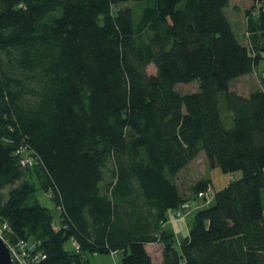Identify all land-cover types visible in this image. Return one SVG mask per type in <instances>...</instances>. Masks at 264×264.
<instances>
[{"label":"trees","instance_id":"16d2710c","mask_svg":"<svg viewBox=\"0 0 264 264\" xmlns=\"http://www.w3.org/2000/svg\"><path fill=\"white\" fill-rule=\"evenodd\" d=\"M142 1L135 31L127 4ZM231 1L0 0V228L29 264H154L155 243L161 264H264V88L231 90L264 54V0L245 45ZM201 152L231 180L177 249L162 225L211 187L177 184Z\"/></svg>","mask_w":264,"mask_h":264},{"label":"rangeland","instance_id":"374dc122","mask_svg":"<svg viewBox=\"0 0 264 264\" xmlns=\"http://www.w3.org/2000/svg\"><path fill=\"white\" fill-rule=\"evenodd\" d=\"M128 7L132 10V17H133V23H134V29L135 31L138 28V23L140 20V15L142 10L146 7V2H130L127 4ZM264 11V7H263ZM259 13V7L255 6L254 3H252L251 0H232L229 3V7L226 10V17L228 22L231 25V28L238 40V42L242 45H245L247 43V35H246V27L248 23L249 16L257 20ZM145 35V33H144ZM146 38V37H145ZM149 73H153L154 70L152 67L148 68ZM264 54H262V59L259 62V65L254 69V71L248 75L241 77L233 82L231 86V90L235 91L237 94L242 96H248V94L254 90L263 89L264 88ZM197 84L191 83L186 85H179L176 87V91L180 93L181 95L191 94L197 92ZM28 167V166H27ZM31 166H29L30 169ZM23 179L26 181H29L30 183H33L35 187L38 186V182L36 180L35 174L32 171H26L23 175ZM201 179H208L213 184L215 190L219 191V189H222L225 187L229 181L231 180V176L223 174L218 168H210L203 152L200 153V156L196 161L192 164L190 169H185L180 173L178 176L177 184L181 187V189L190 196V187H192L198 180ZM10 188H6L4 190V196L8 193ZM214 190L212 189V192ZM36 200L42 205L43 207L48 208L51 211V214L56 221V224H59V213L56 209L54 203L50 200V197L45 195L42 191H37L34 194ZM215 196V194H214ZM194 203L192 208H198L195 207V205H199V207H205L206 205H209L213 202L214 197H210L208 201L204 199H199L196 196L192 198ZM190 202V201H189ZM191 209V208H190ZM176 210L169 211L167 213V221L171 224L177 225L176 228H184L180 232V238H183L184 235L187 234V228L192 223L193 217H188L185 213H183V217L180 221H175L174 214ZM190 211V210H189ZM186 230V232H185ZM1 234V238L3 239ZM32 242V240H30ZM179 242L176 243V247H178ZM89 258L90 264H119L121 257L119 255L115 257L110 255H96L93 256L92 254H87ZM154 264L156 263L155 257L153 260Z\"/></svg>","mask_w":264,"mask_h":264},{"label":"built area","instance_id":"2783aa9c","mask_svg":"<svg viewBox=\"0 0 264 264\" xmlns=\"http://www.w3.org/2000/svg\"><path fill=\"white\" fill-rule=\"evenodd\" d=\"M264 80V78H263ZM17 154H20L19 152H17ZM22 167L27 168V166H31L32 164V159L29 157H23L21 159L20 162ZM215 192H212V189L209 188L208 191L206 192H201L198 194L197 198L199 199H204L206 201H208L210 199V197H214ZM189 209V203H183L176 211L174 214V219L175 221H180L183 217V213L186 214V212ZM6 226L4 225L2 228H0V236L1 234H3L4 230H6ZM3 240V239H2ZM5 243V240H3ZM6 244V243H5ZM6 246L8 247V249L10 250L14 260H15V264H29V262L27 261L28 259V255H27V244L23 241H20L15 247H11L8 246L6 244ZM76 251L78 250V246H75Z\"/></svg>","mask_w":264,"mask_h":264},{"label":"crops","instance_id":"0c3cea01","mask_svg":"<svg viewBox=\"0 0 264 264\" xmlns=\"http://www.w3.org/2000/svg\"><path fill=\"white\" fill-rule=\"evenodd\" d=\"M200 156V155H199ZM198 159V158H197ZM196 161V160H195ZM195 161H193L187 168L188 169H190V167L192 166V164L195 162ZM186 168V169H187ZM211 189H213L214 190V192L215 191H217V190H215V188H214V186H213V184L211 183V187H210ZM224 188V187H223ZM222 188V189H223ZM219 190H221V189H219ZM191 199V198H190ZM189 203V209H188V211L186 212V215H188V217H193V219H194V217H195V215L200 211V210H203V209H205V208H207L209 205H206L205 207H199V205H195V207H198V208H192V206H193V204H195L194 203V201H193V199H191L190 200V202H188ZM191 208V209H190ZM190 210V211H189ZM193 219H192V223H193ZM192 223H191V225H189V227L187 228V234L186 235H184V237L183 238H180V234H181V230L183 229L184 230V228H176L177 227V225L175 226L174 224H171L170 222H168V221H166L163 225H162V230L164 231V232H166V233H168V234H170V235H173V238H174V240H175V247H176V243L177 242H179V245H180V243H181V241L183 240V239H185L187 236H188V233H189V231H190V229H191V226H192ZM185 232H186V230H185ZM179 245H178V247H176L177 249L179 248ZM146 250H147V252L149 253V255L151 256V258H152V260H154V257H155V260H156V263L157 264H161V262H162V257H161V254H162V245L161 244H159V243H155V244H149V245H147L146 246ZM93 256H95V255H93ZM110 256H112V255H110ZM96 257H97V255H96ZM115 258H116V256H115ZM89 259V258H88ZM90 263V262H89Z\"/></svg>","mask_w":264,"mask_h":264},{"label":"water","instance_id":"95a60500","mask_svg":"<svg viewBox=\"0 0 264 264\" xmlns=\"http://www.w3.org/2000/svg\"><path fill=\"white\" fill-rule=\"evenodd\" d=\"M0 264H15V260L0 236Z\"/></svg>","mask_w":264,"mask_h":264}]
</instances>
